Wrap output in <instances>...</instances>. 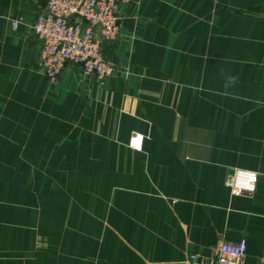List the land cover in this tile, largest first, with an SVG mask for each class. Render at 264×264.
Returning a JSON list of instances; mask_svg holds the SVG:
<instances>
[{"label":"crops","instance_id":"crops-1","mask_svg":"<svg viewBox=\"0 0 264 264\" xmlns=\"http://www.w3.org/2000/svg\"><path fill=\"white\" fill-rule=\"evenodd\" d=\"M43 5L0 0V264H185L241 239L243 264H264V0H131L102 49L144 72L135 98L72 65L51 83L31 28ZM188 9L206 23L172 35ZM87 132L110 159L94 169L106 199L68 192Z\"/></svg>","mask_w":264,"mask_h":264},{"label":"built area","instance_id":"built-area-1","mask_svg":"<svg viewBox=\"0 0 264 264\" xmlns=\"http://www.w3.org/2000/svg\"><path fill=\"white\" fill-rule=\"evenodd\" d=\"M130 1L44 0L31 28L39 43V64L52 83L69 65L99 79L114 73L102 55V44L117 40L121 13ZM246 251V239L221 242L211 254L188 253L185 264H243Z\"/></svg>","mask_w":264,"mask_h":264},{"label":"rangeland","instance_id":"rangeland-1","mask_svg":"<svg viewBox=\"0 0 264 264\" xmlns=\"http://www.w3.org/2000/svg\"><path fill=\"white\" fill-rule=\"evenodd\" d=\"M186 21H188L189 23L192 22L195 24H198V23L202 24L203 22L206 23V12L191 11L188 9L187 11L185 10L184 12L179 13L178 25H177V27H174L172 29V32H173L172 35H185L186 31L188 30V27L186 25H184L186 23ZM121 24H122V19H121ZM207 30L208 29H206V27L205 28H203L202 26L196 27L194 29V36L208 35L209 33ZM120 34H121V32H119V36H120ZM214 34L217 35V32L216 33H213V31L210 32V35H214ZM196 38L197 37H195V39ZM106 44L111 45L110 43H106ZM101 51H102V55L105 58V60L110 65L113 66L114 73L112 75L105 77V78H102V79H99L97 77L92 76V79H94L95 81H97L100 84H103L110 79H114L113 81H116L117 83H119L121 85H126V87H128V88H125V90L123 92L125 95L131 94L134 98L137 97L139 95L138 85L142 82V80L144 78V72H143V75L137 73L135 65L131 61H129L128 59L121 60V61L114 63L111 60H109L107 57H105V55L103 53V49H101ZM79 72H80V70H79ZM82 75H84V74H82ZM84 76H86V75H84ZM89 77H91V76H89ZM59 80H60V78L58 79V81ZM57 82H55V83H57ZM51 83H52V81H51ZM210 95H211L212 99H218V93H212ZM90 116L91 115L84 113V117H83V119H85L84 121L89 122L90 118H91ZM88 135H89L88 132L83 133L84 139L82 140V146H83V151L85 153L84 156H82V168H83V170L81 172H73L74 177L72 176V179L73 180L76 179L77 182L75 183V185H73L72 189L68 188V192L70 190H72V194H73V196H75V197H71L70 199H95V197L97 199H106L107 190H109L111 193V189L107 188L108 187L107 186V173L94 170L96 168L104 167L105 164L107 163V161L110 159H109V157H106V156L90 155L91 151H93L92 148L97 147L98 143L96 141L95 144H93V142L91 140H86L85 138H88ZM147 138H148L147 135H144L143 133H139V132L134 131L131 134V137L127 143V147H129L133 151L140 152L143 149L144 142ZM137 140H140V143H136L135 141H137ZM79 142H80V138H78L76 140L73 137V139L68 140L67 143L71 144V146L75 147V144L79 143ZM111 142L112 141L105 140V141H99V144H102L101 147H108V146H111V144H110ZM118 142L119 141H116V143H118ZM65 159H66V162L68 164L72 163L71 161H73V157H70V156L65 157ZM67 176H68V180L70 181L71 176H70L69 172L67 173ZM78 181L81 182V185H82L81 194L79 192L80 183ZM97 191H98V194H97ZM112 191L117 193L119 190L116 188H114V189L112 188Z\"/></svg>","mask_w":264,"mask_h":264}]
</instances>
